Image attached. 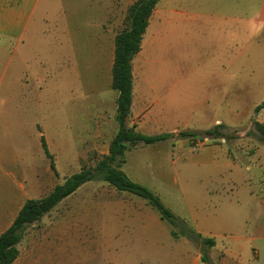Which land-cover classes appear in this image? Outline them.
I'll return each mask as SVG.
<instances>
[{
    "label": "rangeland",
    "instance_id": "obj_1",
    "mask_svg": "<svg viewBox=\"0 0 264 264\" xmlns=\"http://www.w3.org/2000/svg\"><path fill=\"white\" fill-rule=\"evenodd\" d=\"M136 1L113 0L111 8H107L112 15L101 21L100 15L96 19L94 7L81 8V16L73 23L78 33L74 38L75 54H69L68 47L56 50L52 45L53 40H49L50 46L45 48L43 56L49 79L38 95L41 97L38 101L34 100V92L38 90L36 83L30 84L27 88L29 91L24 87L0 88L1 97L6 99V118L0 124V155H3V159L14 151V143L10 138H15L9 135V112L14 108V102L19 110L24 111L28 122L41 119L49 125L45 130L41 123L35 122V126L40 127L46 137L57 175L50 169V162L39 142L40 133L36 132L32 170L35 184L39 183L41 191L35 190V199L44 198L56 185L62 184L65 179L82 169L94 168L107 153L101 148L102 145L91 142L89 134L97 126L96 119L98 125L103 127L111 128L114 124L118 126L115 119L116 104L113 95H110L116 94L115 91H110L115 37L128 27V10ZM100 3H107V0H99V13L105 10L100 7ZM237 10L233 2L218 7L205 6V0H159L150 18L141 51L133 60L134 81L138 86L143 84V97L146 101H151L150 105L154 106L156 113L162 115L161 131L172 137L165 143L130 148L125 156L126 164L122 168L124 167L123 171L130 179H138L141 185L161 199L175 217L183 221L180 216L185 214V207L178 199L180 188L174 182L189 178L195 188H192V192L197 193L200 184L195 178H206L207 171L204 167L199 169L190 164L191 155L181 157L180 149L196 153L206 146L232 144L233 141L200 136L191 140L181 139L179 134L202 133L218 124L230 128L243 122L240 128L231 127L233 130H245L251 125L250 119H240L239 108L242 104L235 102L231 71L234 56L220 54L223 49L230 47L234 50L236 46H245L247 43L251 44L252 49L264 51V33L253 34L239 29L234 22ZM159 33L161 40L153 45ZM153 48L157 50L151 54V59L159 60L162 69L167 70L168 79L152 81L145 76L149 70V65L145 64L146 56ZM77 73L82 75V85H79ZM151 86L155 87L152 93L149 92ZM10 94L13 95L12 98ZM14 94H17L16 101ZM60 121L62 128L59 129L62 133L57 134L53 125L58 126ZM159 131L152 132V135H158ZM252 132L258 136L253 125ZM153 161L161 171L160 177L153 176ZM3 171L12 172L11 163L4 161L2 174ZM135 175L142 178H135ZM201 185L204 186L205 183ZM10 187L14 191L9 180L0 178V197ZM113 192L112 187L100 181L85 184L58 206L50 221L44 222L42 219L27 229L20 244V259L17 264H26L29 252L33 250L38 252L34 258L38 264H41L43 257L44 262L51 257L61 264H104L103 253L100 250L97 252V248L90 243L91 238H95L90 224L91 208L104 206ZM74 210L78 213L76 217L81 218V236L76 238L72 236L73 230L70 229ZM230 213L227 216L234 220V211ZM59 220L65 221V227L55 225ZM164 224L170 228L169 223L165 221ZM188 227L194 230L190 225ZM57 232L65 235L61 239L64 240L62 243H44L45 240L51 242L55 239ZM252 232L251 227H248L242 233L250 235ZM218 242L219 248L214 251V255L219 254L222 246V242ZM198 246L195 243V247ZM181 247L169 234L163 235L161 249L163 257L167 259L162 264H173L174 259H179L178 249ZM238 250L245 264H264V239L244 245ZM208 257L210 258L209 253ZM229 260L231 264H241L236 259Z\"/></svg>",
    "mask_w": 264,
    "mask_h": 264
},
{
    "label": "crops",
    "instance_id": "obj_2",
    "mask_svg": "<svg viewBox=\"0 0 264 264\" xmlns=\"http://www.w3.org/2000/svg\"><path fill=\"white\" fill-rule=\"evenodd\" d=\"M112 1L107 0V3L102 5L100 3V7H104L105 10L99 13V0H0V88L9 86L27 89L31 83H36L38 92H34V100L38 101L40 97L38 95L49 79L45 71L46 59L43 57L45 48L50 46L49 40H53L52 45L56 50L68 47L69 54H75L74 38L78 33L73 23L81 16V8L94 7L96 19L100 15L101 21L112 15L107 10L111 8ZM231 2L238 8L234 22L239 29H245L246 32L253 34L264 33V0H205V6L221 7ZM97 28L98 25L96 32ZM160 35L159 33L156 36L153 45L160 42ZM250 45L247 43L245 46H236L234 50L228 47L220 54L234 56L231 71L235 102L242 104L239 108L240 119H250V127L237 130V139L232 144L210 145L196 153L183 148L179 151L181 157L191 155L189 163L194 167L199 169L204 167L207 171L206 178H195L198 185L200 184L197 193L192 192L194 187L189 178L176 180L174 185L180 188L178 199L185 207V214L180 218L204 238L215 242V246L208 249L210 261L202 262L201 245L195 247V243L181 237L172 238L177 245H182L178 249L180 257L174 259L173 264H231L229 258L245 264L238 249L264 239V142L257 135L249 134L252 131V120L264 126V109L255 113L256 107L264 101V51L252 49ZM156 50L153 48L147 53L145 64L149 65V70L145 76L152 81L168 79L167 70L162 69L159 60L151 59V54ZM77 80L79 85H82L81 73H77ZM142 87L143 84L140 86L136 84L133 76V102L127 125L147 136H156L152 135L156 130H160L158 135H161L162 115L155 112L154 106L150 105L151 101L145 100ZM110 91L115 90L111 87ZM154 91L155 87L151 86L149 92ZM115 92L116 94L110 92V95H113L117 109L118 92ZM20 94L23 95L24 92ZM14 96L16 101L17 94ZM12 97L10 94V98ZM154 102L158 103L157 100ZM5 105L6 99L0 95V124L6 118ZM24 116V111L19 110L14 102V108L9 112L11 120L9 135L15 138L14 140L10 138L14 143V151L10 156L7 155L6 159L0 155V178L9 180L14 186V191H11L10 187L9 190H5V195L0 197V235L12 226L26 201L35 199L33 197L35 190L41 191L39 183L35 184L32 170L33 147L36 132L40 133V145L41 136L45 135L40 127L35 126V122L41 123L45 130L49 125L41 119L28 122ZM95 121L97 126L91 129L90 139L91 142L102 145L101 148L107 152L106 156L118 126L113 123L114 127L107 128L98 125L97 119ZM242 123L234 127L240 128ZM61 125V121L58 126L53 125L57 129L55 131L57 134L62 133L59 129ZM4 161L11 163L12 172L3 171L2 174ZM153 163V176L160 177L161 171L157 169L155 161ZM135 178L142 177L135 175ZM134 182L142 184L138 179ZM202 183L205 185L202 186ZM113 189L112 196L108 197L109 200L104 206L91 208L90 224L95 238L92 237L90 243L97 248V252L100 250L103 253L104 264H162L167 259L163 257L161 249L163 235L171 236L172 227L165 226V221L161 219L159 213L145 200ZM58 206L42 218L44 222L51 220ZM232 210L236 216L234 220L227 216H230ZM73 216L70 229L73 230L72 236L76 238L81 236V218L76 217L78 216L76 210ZM55 225L65 227V221L59 220ZM248 227H251L253 232L250 235L242 233ZM55 235L56 238L51 242L45 240L44 243L49 245L64 241H61L65 238L64 234L57 232ZM219 240L222 246L219 254L214 255V251L219 248ZM193 244L195 248L192 247ZM18 249L20 251V245ZM37 254L36 250L29 252L26 264H38L34 260ZM43 258L41 264H61L56 263L54 258L50 257L47 262H44ZM19 259L20 255L14 264H17Z\"/></svg>",
    "mask_w": 264,
    "mask_h": 264
},
{
    "label": "trees",
    "instance_id": "obj_3",
    "mask_svg": "<svg viewBox=\"0 0 264 264\" xmlns=\"http://www.w3.org/2000/svg\"><path fill=\"white\" fill-rule=\"evenodd\" d=\"M158 3L159 0H137L128 10V27L115 37L111 87L118 92L116 109L118 131L110 144L108 155L104 156L94 168L82 169L68 177L46 197L26 201L12 226L0 235V264H14L20 255L18 246L27 229L40 222L44 216L85 184L93 181L107 183L120 192H126L145 200L159 213L163 221L170 224L172 238L183 237L201 245L202 262L210 261L208 249L215 246L214 240L204 238L195 230L190 229L185 221L175 217L158 196L148 188L132 181L122 170V166L126 164V153L130 148L138 145H155L168 141L172 137L171 134L147 136L127 125L133 102V60L141 51L150 18ZM262 109H264V101L256 107L255 113ZM253 128L258 133L259 139L264 142V126L253 121ZM237 132L224 124H218L202 133L181 132L178 137L191 140L200 136L232 142L237 139ZM41 145L46 157L50 160L52 171L57 175L54 159L44 136H41Z\"/></svg>",
    "mask_w": 264,
    "mask_h": 264
}]
</instances>
